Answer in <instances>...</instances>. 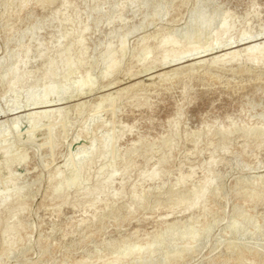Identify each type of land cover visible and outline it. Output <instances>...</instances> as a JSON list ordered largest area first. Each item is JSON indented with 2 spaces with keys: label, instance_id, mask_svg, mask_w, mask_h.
I'll use <instances>...</instances> for the list:
<instances>
[{
  "label": "rangeland",
  "instance_id": "obj_1",
  "mask_svg": "<svg viewBox=\"0 0 264 264\" xmlns=\"http://www.w3.org/2000/svg\"><path fill=\"white\" fill-rule=\"evenodd\" d=\"M223 21L261 38L264 0H0V264H264V54L157 63Z\"/></svg>",
  "mask_w": 264,
  "mask_h": 264
},
{
  "label": "bare ground",
  "instance_id": "obj_2",
  "mask_svg": "<svg viewBox=\"0 0 264 264\" xmlns=\"http://www.w3.org/2000/svg\"><path fill=\"white\" fill-rule=\"evenodd\" d=\"M230 32V25H228V23L226 21H223L219 27V31L218 33H216V37H215V42L214 45L212 44V46L210 47L209 50H202L203 52H199V49H184V48H175L174 51H176V53H174L173 55H168L166 57H162V59L160 61H157L159 67H165L169 66L170 67H177L180 65H183L184 63H188L189 62V66H202L205 64H202L204 61H207V64L210 66H216V65H222V63H241V62H250V63H257V60H259V58H261L260 56H262V54H264V36H261V38L257 39V38H250L248 37V35H244L242 37H240L239 39H237L236 41H230L228 38V34ZM250 36V35H249ZM82 43H79V45ZM165 46H170V47H175V45L173 44L172 41H162L157 47L156 50H161L163 49ZM190 58V59H189ZM263 58V57H262ZM261 58V60H262ZM184 59H188L187 61H183V62H179L182 61ZM260 61V60H259ZM192 62V63H191ZM66 63V62H65ZM191 63V64H190ZM226 65V64H225ZM239 65V64H238ZM186 66V65H185ZM188 67V66H187ZM166 68V67H165ZM164 68V69H165ZM189 68V67H188ZM175 69V68H174ZM178 69V68H177ZM145 75V74H144ZM172 75V74H171ZM166 77V76H165ZM168 78V77H166ZM19 78H15V80L11 83L10 88H13L16 84ZM111 89V88H110ZM92 94V93H91ZM108 100V99H107ZM121 101V100H120ZM103 102V101H102ZM51 103V102H50ZM105 103V102H103ZM113 104V103H112ZM47 105V104H46ZM43 106V105H42ZM52 106V105H51ZM50 107V106H49ZM100 107V104L97 106V109ZM110 107V106H109ZM42 109V108H41ZM101 109V108H99ZM98 109V112H99ZM102 109L103 106H102ZM108 109V107H107ZM109 110V109H108ZM45 113V112H44ZM104 113V112H103ZM30 115V114H29ZM28 116V115H27ZM37 116V115H36ZM40 116V115H39ZM35 120L31 123V127L33 128L36 124H38L39 120L43 119V118H50V114L49 113H45L44 115H42L41 117L37 118L34 117ZM60 118V116H59ZM54 122V121H53ZM48 123V122H47ZM41 124V123H39ZM38 124V125H39ZM44 124V123H43ZM46 124V123H45ZM49 125V124H47ZM53 125V124H52ZM51 125V126H52ZM50 126V128H51ZM49 128V126H48ZM54 128V126L52 127V129ZM36 129V128H35ZM51 131V129H49ZM112 143V144H111ZM108 143V148L107 145H105L104 141H101L98 143L97 147L91 152V159L94 157L98 160H102L104 158H106L107 156H110L108 154L112 153V148H114L113 145L114 142ZM110 145V146H109ZM4 148V147H3ZM4 150L1 149L0 152ZM114 150V149H113ZM116 150V149H115ZM4 152V155L7 154V152L4 150L2 151V153ZM116 154V153H115ZM9 155V153H8ZM112 155V154H111ZM10 156V155H9ZM115 156V155H113ZM3 156L1 155V158ZM7 157V156H6ZM111 157V156H110ZM116 157V156H115ZM9 158V157H8ZM112 159V157L110 158ZM114 159V157H113ZM112 159V160H113ZM107 160V159H105ZM104 160V163L106 162ZM5 161V160H4ZM95 161V160H94ZM110 161V160H109ZM114 161V160H113ZM89 162V161H88ZM87 163L81 165L78 169V173H76L77 175L79 174V172H81L84 167L87 166ZM3 163V162H2ZM5 163V162H4ZM7 163V161H6ZM113 163V162H112ZM97 164V163H96ZM106 164V163H105ZM102 167H100V169L102 168V170L104 169V165H102ZM93 170V169H92ZM109 170V168H108ZM111 170V169H110ZM108 172V174L101 180H99L97 182V184L94 186V188L90 191H88L86 193V196L92 201H94L93 203H95L96 200H98L100 197H102V195L105 194L106 190L108 189L109 186H112L111 181L112 178L114 177L115 173L112 171ZM101 171V170H100ZM98 170V173L100 172ZM76 174L74 176H76ZM79 176V175H78ZM77 179H80V176ZM145 176V175H144ZM96 177V176H95ZM100 177V176H99ZM75 178V177H74ZM146 179L148 180H156L158 178V174L156 170H152L149 173H147V175L145 176ZM84 181V180H83ZM82 181V182H83ZM96 181V180H95ZM94 181V182H95ZM142 181V180H141ZM76 178L73 179L71 181V183L64 185L63 187H58L56 188L52 194L51 197L56 199V198H62V191L66 190L67 188H70L72 186H76L77 185ZM80 182V181H79ZM81 185L85 182L82 183ZM96 183V182H95ZM94 183V184H95ZM85 184V183H84ZM83 184V185H84ZM88 185V184H87ZM78 186V185H77ZM80 186V185H79ZM78 186V187H79ZM206 186V185H205ZM204 186V187H205ZM87 187V186H85ZM75 188V187H74ZM77 188V187H76ZM72 189V188H71ZM86 189V188H84ZM83 189V190H84ZM13 191V190H12ZM12 191H8L12 192ZM109 191V190H108ZM7 194V192H6ZM111 195V194H110ZM202 190L201 192L198 194V196L193 199L189 204L186 203L185 208H190V207H194L197 202L200 200V198L202 197ZM114 196V195H113ZM50 197V198H51ZM68 197V196H67ZM84 197V196H83ZM52 201V200H51ZM73 202V201H72ZM90 202V203H91ZM66 203V202H64ZM69 203V201H68ZM10 204L9 202V197L6 199V201L2 204L3 207H7ZM185 204V203H183ZM14 213V212H13ZM15 215L11 214V217H13ZM16 216V215H15ZM14 218V217H13ZM12 220V219H10ZM6 221V220H5Z\"/></svg>",
  "mask_w": 264,
  "mask_h": 264
},
{
  "label": "water",
  "instance_id": "obj_3",
  "mask_svg": "<svg viewBox=\"0 0 264 264\" xmlns=\"http://www.w3.org/2000/svg\"><path fill=\"white\" fill-rule=\"evenodd\" d=\"M183 61V60H182Z\"/></svg>",
  "mask_w": 264,
  "mask_h": 264
}]
</instances>
